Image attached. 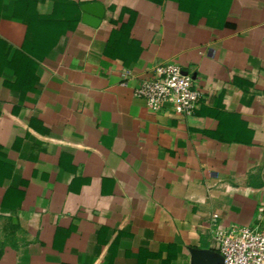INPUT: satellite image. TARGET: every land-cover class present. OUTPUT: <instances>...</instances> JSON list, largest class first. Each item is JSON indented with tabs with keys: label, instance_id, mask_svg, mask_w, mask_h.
Segmentation results:
<instances>
[{
	"label": "crops",
	"instance_id": "1",
	"mask_svg": "<svg viewBox=\"0 0 264 264\" xmlns=\"http://www.w3.org/2000/svg\"><path fill=\"white\" fill-rule=\"evenodd\" d=\"M168 62L190 115L133 95ZM261 207L264 0H0V264H190Z\"/></svg>",
	"mask_w": 264,
	"mask_h": 264
},
{
	"label": "built area",
	"instance_id": "2",
	"mask_svg": "<svg viewBox=\"0 0 264 264\" xmlns=\"http://www.w3.org/2000/svg\"><path fill=\"white\" fill-rule=\"evenodd\" d=\"M133 95L144 99L154 110L162 103L170 102L178 115H190L196 110L203 94L193 78L174 63L155 65L148 78L137 86ZM212 215L210 236L217 244L222 256L220 264H264V208L258 209V216L252 224L220 225Z\"/></svg>",
	"mask_w": 264,
	"mask_h": 264
},
{
	"label": "water",
	"instance_id": "3",
	"mask_svg": "<svg viewBox=\"0 0 264 264\" xmlns=\"http://www.w3.org/2000/svg\"><path fill=\"white\" fill-rule=\"evenodd\" d=\"M82 22L96 27L101 22L105 8L99 1H91L81 5ZM185 73V72H184ZM190 264H220L223 261L222 256L211 249L190 248Z\"/></svg>",
	"mask_w": 264,
	"mask_h": 264
}]
</instances>
